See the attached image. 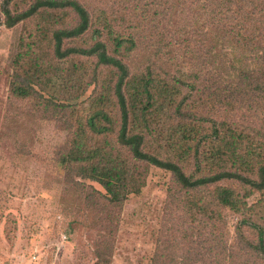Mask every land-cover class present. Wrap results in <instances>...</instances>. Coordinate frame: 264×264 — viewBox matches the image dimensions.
<instances>
[{
  "label": "rangeland",
  "instance_id": "rangeland-1",
  "mask_svg": "<svg viewBox=\"0 0 264 264\" xmlns=\"http://www.w3.org/2000/svg\"><path fill=\"white\" fill-rule=\"evenodd\" d=\"M78 1L93 21L101 10L111 20L117 15L126 18L117 27L134 38L135 48L123 58L131 73L176 77L203 115L237 122L251 137L264 141V94L244 77L246 70L250 77L258 75L251 72L257 68L256 57L241 49L231 53L232 40L220 33L206 35H214L209 12L215 5L210 2L236 9L237 0ZM254 1L250 10L263 11L264 0ZM35 2L0 0V14L5 17V8L18 14ZM77 22L71 9L41 8L13 27L0 25V264H264V258L251 249L258 243L257 231L246 226L237 230L239 221L250 213L223 209L224 221L213 223V231L210 225L193 224L186 203L193 192L179 186L161 167L139 164V172L146 175L140 193L129 195L119 208L108 205L101 213L89 208L79 189L93 186L103 192L98 182L77 176L74 179L83 185L67 182L69 173L57 160L70 144L75 120L80 108L84 113L89 106L94 86L83 84L77 91L69 73L72 97L67 100L61 91L55 100L70 105H51L46 111L43 104L34 103L53 96L55 89L57 93L61 80L48 83L33 78V95L27 99L14 96L11 86L19 82L18 57L23 68L36 58L45 65L55 62L51 33ZM91 31L78 40H66L65 47L88 46ZM64 65L71 67L72 60ZM226 98L234 109L219 104ZM184 167L186 174L199 175L194 158ZM233 186L247 206L264 195L253 191L246 198L247 185ZM198 191L210 194L207 188ZM253 218L264 227V206Z\"/></svg>",
  "mask_w": 264,
  "mask_h": 264
},
{
  "label": "trees",
  "instance_id": "trees-1",
  "mask_svg": "<svg viewBox=\"0 0 264 264\" xmlns=\"http://www.w3.org/2000/svg\"><path fill=\"white\" fill-rule=\"evenodd\" d=\"M237 3L236 9H229L210 2L215 5L209 12L214 35H206L216 37L220 33L227 41L232 40L231 53L241 49L256 57L257 68L251 72L258 75L250 77L246 70L244 77L256 84L255 91L264 94V10L259 7L250 10L256 5L254 0H237ZM41 8L71 9L77 14L78 22L71 28L55 29L51 33L49 42L55 62L45 65L42 58H36L23 68L18 57L19 82L12 84L11 92L27 99L33 95V78L48 83L54 78L61 80L57 93L55 89L53 96L34 103L43 104L46 111L51 105H70L55 100L61 91L67 100L72 97L71 89L68 90L69 73L77 91L83 84L94 86L90 104L84 113L80 108L73 138L57 160L60 168L69 173L68 183L83 185L84 182L74 179L77 176L98 182L104 188L103 192L93 186L79 188L89 208L101 213L108 205L121 207L129 195L140 193L146 184V175L139 172V164L161 167L172 173L179 186L193 192L186 199L193 224L210 225L213 231V223L224 221L223 209L250 213L239 221L237 230L241 232L246 226L257 231L258 243L251 249L256 256L264 258V227L253 218L264 206V195L247 206L233 186L247 185L250 190L246 188V198L253 191L264 194V141L251 137L237 122L203 115L198 109L200 105L191 100V94L185 95L184 85L176 77L165 78L152 71L131 73L123 58L135 48V42L131 35L118 30V23L126 20L123 15L111 20L101 10L97 21H93L89 10L78 0H36L27 10L15 15L10 9H3L5 17L0 14V25L13 27ZM220 25H225L224 29ZM89 30L92 36L91 42H86L88 46L65 47L66 40H78ZM68 59L72 60V66L66 68L64 62ZM223 103L234 109L228 98L219 101L220 105ZM154 135L159 139L152 140ZM193 158L199 175H188L184 170V165ZM203 188L210 189L209 196L199 193Z\"/></svg>",
  "mask_w": 264,
  "mask_h": 264
}]
</instances>
